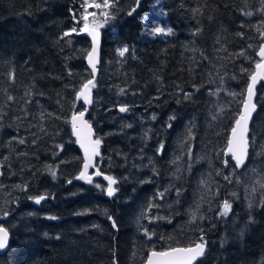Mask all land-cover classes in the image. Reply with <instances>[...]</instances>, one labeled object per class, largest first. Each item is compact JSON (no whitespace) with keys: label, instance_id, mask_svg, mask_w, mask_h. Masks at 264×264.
Listing matches in <instances>:
<instances>
[{"label":"trees","instance_id":"16d2710c","mask_svg":"<svg viewBox=\"0 0 264 264\" xmlns=\"http://www.w3.org/2000/svg\"><path fill=\"white\" fill-rule=\"evenodd\" d=\"M152 2L117 0L107 23L103 9H88L103 24L88 121L101 139L97 170L118 181L109 198L102 176L76 178L83 157L71 118L91 78L90 42L81 33L61 37L77 26L74 17L80 26L83 0H0V225L9 233L0 264H112L113 253L117 264H142L148 251L192 245L201 234L207 248L197 264H264V188L256 183H264L256 154L264 151V80L246 166L224 155L264 43L260 0H160L172 30L165 36L145 28ZM40 195L39 204L29 199ZM224 200L227 216L219 215Z\"/></svg>","mask_w":264,"mask_h":264},{"label":"snow or ice","instance_id":"6c2138e0","mask_svg":"<svg viewBox=\"0 0 264 264\" xmlns=\"http://www.w3.org/2000/svg\"><path fill=\"white\" fill-rule=\"evenodd\" d=\"M117 0H102V3H97L96 0H83L82 7L84 8V13L81 17V19L84 21L83 27H79L77 25L76 27H73L70 31H66L63 33V37H67L71 35L72 33L79 34L80 32L87 33L92 39V47L91 50L87 53V60L88 64L91 67V78L87 79L86 82H84L80 89L76 92V100L83 99L85 104H91L92 101V89L97 86L95 81L96 71H97V63H98V45H99V31L98 29L103 26V24L97 23L95 20V17L97 16V12H89V8H95V9H103V11L99 12V15H102L104 19V23H107L109 19L114 18L111 9L116 7ZM140 0H136L137 6L139 5ZM260 9L259 11L264 12V0H260ZM136 9L133 8L131 11L128 12V15H132V13ZM242 14L251 16L253 13L251 11L249 12H242ZM89 17H92L93 19L89 21ZM75 19V17H74ZM200 29H197L193 35H197L199 33ZM257 32L259 34V37L264 40V30H261L259 27L257 28ZM151 34L158 35H170L172 34V30L164 29L162 27H154L151 29ZM237 35L241 36L243 38V33H238ZM249 47H252L249 45ZM129 51V48L127 46H124L122 48L117 49L118 55L123 58L125 56V53ZM237 55L243 56L245 55V52L242 50ZM257 55L260 57L259 62L256 63L255 67L256 70L253 72L249 77V83L247 85V96L243 100V108L242 111L239 112L237 118L234 121V126L231 128V135L228 137L227 140V148L224 152V155L231 156V160L234 161V167L236 169H240L242 167L246 166V160L249 155V147L250 142L248 138L249 133V121L252 117L253 112H255L257 105L253 102V97L255 96V86L259 80L264 79V43H261L259 46V50L257 52ZM242 71H245V69H242ZM12 78L14 79V74H10ZM221 80L223 81V77H221ZM124 90L121 89V92ZM42 94V93H41ZM28 95H31L29 93ZM231 95H235L232 93ZM183 97L186 100H190L192 97V94L189 92H184ZM8 100H13L12 96H8ZM87 111V109H85ZM120 112H126L128 111V107L126 105L120 106L119 108ZM222 112L223 109H220ZM85 112H78L75 113L72 117V127H73V133L77 136V142L80 143V146L84 148L85 150V162L83 165L84 170L81 171L80 175L76 177L77 179H85L88 183H92V177L87 173V169L92 166L90 161L92 157L99 156V146L101 144V139L96 138L95 140L91 139V126L87 124V121L83 120ZM46 114L41 113V116L44 117ZM48 116H51V113L47 114ZM153 119H155V116H153ZM170 120L174 119V117H170ZM213 120L217 119L216 115H213ZM77 121L80 122V125L82 127H78ZM169 127L171 125L169 124ZM83 128H87V133L82 137V131ZM188 137L192 138V131L191 129L188 130ZM87 141V144L85 143ZM19 143H24V140L21 139ZM264 148V146H262ZM164 149V145L161 144L160 148L158 149V152H162ZM258 156H264V151L256 153ZM191 150H189V157L191 158ZM225 167L229 166V161H224ZM191 167V165H189ZM49 171L53 178L56 176V172L49 167ZM219 174V173H217ZM95 175L99 176L101 175L100 171H97ZM104 179L108 182L107 187L105 189L108 196H113L117 188L114 187L118 183V181L112 177V176H105ZM225 180L229 181V183L232 182V178L230 175H226L224 177ZM71 182V181H69ZM147 182V181H144ZM203 184L204 181H201ZM237 183H239V180L237 179ZM256 183L259 184L261 188H264V183L257 181ZM19 187V186H18ZM96 187H101V185L97 184ZM253 192L256 191L255 187L252 189ZM177 196L179 197L181 194V189L176 188ZM159 198H163L164 193H158L157 194ZM235 195V193H233ZM29 199H34L35 203L39 204L42 200L46 199L44 195H40L37 197H29ZM262 204H264V201H262ZM154 204H149V208L155 207ZM249 207H252L251 202L249 203ZM232 208L231 203H229L228 200H224L222 208L219 210V215L221 216H227ZM5 216L8 215L7 212L4 213ZM50 219H55V217H49ZM196 213H192V220L195 221L196 219ZM204 217H200V219H203ZM156 219H163V217H157ZM251 217H249V220L251 221ZM109 220H112V227L114 229L118 228L117 223L115 220L112 219V217H109ZM151 222V221H150ZM143 235L147 237L148 239H151L152 234L148 231V229H144ZM8 238L9 233L6 228L3 226H0V250H3L6 248L8 244ZM59 239V237H57ZM207 248V241L204 238V235L201 234L199 237L198 242L194 244V246L186 247V248H172L168 251H151L147 257V264H194L195 261L198 260V258L203 257L206 253ZM115 253H113V261L112 264H117V260L115 259Z\"/></svg>","mask_w":264,"mask_h":264},{"label":"water","instance_id":"95a60500","mask_svg":"<svg viewBox=\"0 0 264 264\" xmlns=\"http://www.w3.org/2000/svg\"><path fill=\"white\" fill-rule=\"evenodd\" d=\"M142 0H140V2H141ZM72 22H73V24H75V25H78L79 24V22H78V20L75 18H73L72 19ZM98 31H99V45H98V63H97V65H96V67H97V71H96V75H97V72H98V65H99V56H100V48H101V31H100V29H98ZM81 34H83L88 40H89V42H90V49H89V51L91 50V47H92V39H91V37L89 36V35H87V33H84V32H80ZM86 64H87V67L89 68V70L91 71V67L89 66V64H88V60H87V55H86ZM255 71H257L256 70V67L254 66V69H253V72H255ZM252 72V73H253ZM251 73V74H252ZM95 79H96V76H95ZM264 79H262V80H259L258 82H257V84H256V86H255V96L253 97V102L255 103V99H256V90H257V87H258V85H259V83L261 82V81H263ZM250 81L248 80V83H249ZM248 83H247V85H248ZM247 85H246V88H245V92H244V98H243V100L246 98V96H247ZM91 98H92V101H93V92H92V96H91ZM79 103H81L82 104V106H83V109L82 110H80V111H78V112H85V114H84V117H83V120L84 121H87V124L88 125H90L91 126V133H92V135H91V139H93V140H95L96 139V137H95V132H94V129H93V127H92V125H91V123L88 121V113H89V108H90V106L92 105V103L91 104H85L84 103V101H83V99H80V100H77ZM256 104V103H255ZM242 108H243V101H242V104H241V108H240V111H242ZM85 109H87V111H85ZM256 111H257V107H256V110H255V112H253V114H252V117H251V119H250V121H249V130H250V125H251V123H252V120H253V117H254V115L256 114ZM78 112H76V113H78ZM75 114V113H74ZM73 114V115H74ZM73 115H72V117H73ZM72 119V118H71ZM77 124H78V127H82V125H80V122L79 121H77ZM234 126V123H233V125H232V127ZM231 127V128H232ZM71 131H72V135H73V137H74V139H75V141H76V144H77V146H78V148H79V150H80V152H81V154H82V157H83V164H82V169H81V171H83L84 170V168H83V165H84V162H85V150H84V148H82L81 146H80V143H78L77 142V136L73 133V127H71ZM86 133H87V128H83V131H82V137L84 136V135H86ZM231 135V129H230V131H229V135H228V137ZM248 135H249V133H248ZM228 140V139H227ZM85 143L87 144V141H85ZM226 148H227V142H226V146H225V149H224V152H225V150H226ZM99 153H100V150H99ZM226 156V155H225ZM98 156H95V157H92L91 158V161H90V163H91V165L92 166H90L88 169H87V173L89 174L91 171H93L94 172V174L98 171L97 170V167H96V158H97ZM227 157H230L231 158V156H230V154L229 155H227ZM247 161V160H246ZM234 162V161H233ZM81 173V172H80ZM80 173L78 174V176L80 175ZM90 175V174H89ZM77 176V177H78ZM100 176H102V178L104 179V177H105V175L104 174H101ZM104 181L106 182V184L108 183L105 179H104ZM106 195H107V193H106ZM108 196V195H107ZM109 198H111L110 196H108ZM0 226H2V225H0ZM5 228V227H4ZM8 242H9V238H8ZM195 244V243H194ZM194 244H192V245H187V246H173V247H170V248H167V249H163V250H157V249H152V250H150V251H148L147 252V255H146V258H145V260H144V262L142 263V264H147V257H148V255H149V253L151 252V251H168V250H170V249H172V248H186V247H190V246H194ZM7 247H8V244H7V246H6V248L5 249H3V250H0V254L1 253H3L6 249H7ZM202 259V257H200V258H198V260L197 261H195L194 262V264H197L198 263V261H200Z\"/></svg>","mask_w":264,"mask_h":264},{"label":"rangeland","instance_id":"374dc122","mask_svg":"<svg viewBox=\"0 0 264 264\" xmlns=\"http://www.w3.org/2000/svg\"><path fill=\"white\" fill-rule=\"evenodd\" d=\"M160 3H161L160 0H153L152 5L149 8V10L146 13L145 18H144L145 28L148 29V33H150V35H153V34H151V29L154 27H157V26L162 27L164 29H169V27L167 26V24L165 22V16L161 11ZM92 19H93L92 17H89V21H91ZM95 20L97 23L102 24L100 22V20H101L100 18L95 17ZM83 24H84V21L82 20L79 27H83ZM157 36H165V35L158 34ZM89 174L91 175L92 179L95 176H97L95 174L93 175L92 172H90ZM83 180H85V179H83Z\"/></svg>","mask_w":264,"mask_h":264}]
</instances>
